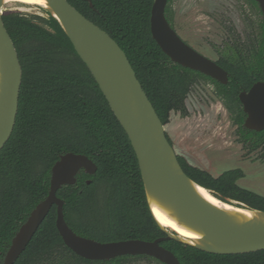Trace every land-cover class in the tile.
Here are the masks:
<instances>
[{
    "label": "trees",
    "instance_id": "1",
    "mask_svg": "<svg viewBox=\"0 0 264 264\" xmlns=\"http://www.w3.org/2000/svg\"><path fill=\"white\" fill-rule=\"evenodd\" d=\"M68 1L126 53L165 126L174 113L188 116L190 93L209 82L238 127L243 145L254 153L262 151L264 158V131L245 128L247 116L239 99L242 92L264 82V18L255 0L247 2L259 11L262 21L245 38L230 29L234 38L219 52L217 63L228 72V85L174 63L162 51L151 33L155 0ZM172 2L166 17L175 29ZM46 13L47 18L16 12L3 16L23 79L16 126L0 151V264L20 227L48 197L52 168L67 153L85 155L98 167L96 175L82 172L75 186L63 187L57 194L77 235L101 243L167 237L149 208L139 162L125 130L59 22ZM167 138L174 146L168 134ZM178 159L189 178L215 197L264 211V196L239 184L245 178L242 169L214 177L187 159ZM161 246L182 264H264V251L220 256L173 240ZM137 259L163 264L148 256L90 261L76 255L59 234L54 206L15 264H130Z\"/></svg>",
    "mask_w": 264,
    "mask_h": 264
},
{
    "label": "water",
    "instance_id": "2",
    "mask_svg": "<svg viewBox=\"0 0 264 264\" xmlns=\"http://www.w3.org/2000/svg\"><path fill=\"white\" fill-rule=\"evenodd\" d=\"M255 1L264 17V0ZM47 2L48 7L44 9L59 22L125 130L139 162L149 208L167 237L154 242L101 243L77 235L66 221L65 202L57 194L64 186H74L82 170L93 176L97 174L98 167L85 155L67 153L53 166L49 195L32 211L12 240L4 264L17 262L54 206L57 207V229L65 245L90 261L148 256L163 264H182L175 253L161 246L162 242L169 240L220 256L264 251V211L238 207L233 201H222L189 178L167 138L166 126L119 44L68 0ZM168 2L155 0L152 8L151 33L159 47L174 63L228 85V72L185 43L172 28L166 17ZM5 6V0H0V151L9 142L16 126L23 79L17 49L3 20ZM239 99L247 116L245 128L264 131V82L242 92ZM197 187L236 210L256 216L250 220L216 207L196 191ZM153 205L165 209L180 226L198 234L200 239L188 242L175 231L164 228L154 216Z\"/></svg>",
    "mask_w": 264,
    "mask_h": 264
},
{
    "label": "rangeland",
    "instance_id": "3",
    "mask_svg": "<svg viewBox=\"0 0 264 264\" xmlns=\"http://www.w3.org/2000/svg\"><path fill=\"white\" fill-rule=\"evenodd\" d=\"M175 31L189 46L213 61L234 34L249 35L262 21L259 11L247 0H174ZM22 13L30 17L47 18L44 7L11 3L4 14ZM264 18V17H263ZM189 115H172L166 132L178 156L214 177L242 169L245 178L241 187L264 196L263 152H251L241 142L238 127L216 93V87L198 84L187 100ZM130 264H158L149 259H137Z\"/></svg>",
    "mask_w": 264,
    "mask_h": 264
},
{
    "label": "bare ground",
    "instance_id": "4",
    "mask_svg": "<svg viewBox=\"0 0 264 264\" xmlns=\"http://www.w3.org/2000/svg\"><path fill=\"white\" fill-rule=\"evenodd\" d=\"M11 3H19V4L26 5V6H40V7H44V8L48 7L47 0H5L6 5L11 4ZM196 191L203 198L208 200L210 203H212L216 207H219V208L224 209V210L236 212L240 215L245 216L246 218H248L250 220L256 216L255 214H253L251 212L236 210L235 208L220 202L219 200H217L212 194H210L206 190H203V189L197 187ZM153 213H154V216H155V218L159 224H161L164 228H168V229L175 231L185 241L193 242V241L200 239V236L198 234L190 231L189 229H187L183 226H180L178 224V222L176 221V219L173 218L165 209H163L157 205H153Z\"/></svg>",
    "mask_w": 264,
    "mask_h": 264
},
{
    "label": "flooded vegetation",
    "instance_id": "5",
    "mask_svg": "<svg viewBox=\"0 0 264 264\" xmlns=\"http://www.w3.org/2000/svg\"><path fill=\"white\" fill-rule=\"evenodd\" d=\"M169 1H170V0H169ZM173 1H174V0H173ZM168 4H169V2H168ZM167 7H168V6H167ZM174 30H175V29H174ZM196 51H197V50H196ZM197 52H199V51H197ZM199 53H200V52H199ZM200 54H202V53H200ZM202 55H203V54H202ZM204 56H205V55H204ZM207 58H208V57H207ZM209 59H210V58H209ZM210 60H211V59H210ZM212 61H213V60H212ZM214 62L217 63V61H214ZM217 64H218V63H217ZM190 94H191V93H190ZM187 107H188V106H187ZM188 110H189V109H188ZM166 134H167V132H166ZM168 136H169V135H168ZM173 147H174V146H173ZM174 150H175V149H174ZM175 152H176V151H175ZM176 154H177V153H176ZM177 156H178V155H177ZM82 172L86 173L85 171L82 170V171L79 173L78 176H80V174H81ZM86 174H87V173H86ZM78 176H77V180H78ZM77 183H78V181H77ZM77 183H76V184H77ZM76 184H75V185H76ZM88 184H89V183H88ZM75 185H74V186H75ZM64 187H66V186H64ZM22 226H23V225H22ZM22 226H21V227H22ZM21 227H20V229H21ZM20 229H19V230H20ZM18 232H19V231H18ZM10 247H11V246H10ZM9 249H10V248H9ZM8 251H9V250H8ZM8 251H7V253H8ZM7 253L5 254L4 261H5V258H6ZM21 256H22V255H21ZM21 256H20V257H21ZM18 260H19V259H18ZM18 260H17V261H18ZM4 261H3V264H4ZM40 264H41V263H40Z\"/></svg>",
    "mask_w": 264,
    "mask_h": 264
}]
</instances>
